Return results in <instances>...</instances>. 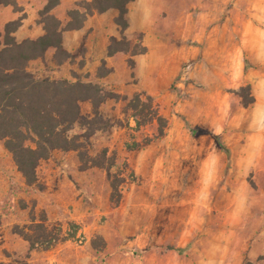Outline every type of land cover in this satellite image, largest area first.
Wrapping results in <instances>:
<instances>
[{
  "label": "rangeland",
  "instance_id": "rangeland-1",
  "mask_svg": "<svg viewBox=\"0 0 264 264\" xmlns=\"http://www.w3.org/2000/svg\"><path fill=\"white\" fill-rule=\"evenodd\" d=\"M21 1L19 37L43 28L42 0ZM80 1L52 11L62 26L71 9L83 11ZM118 14L94 12L65 31L71 58L51 49L29 65L119 97L100 107L109 127L84 140L105 167L82 170L78 152L57 150L29 185L0 139V264H264V0H134L124 34ZM112 37L147 50L109 56ZM136 93L152 96L167 119L163 136L156 121L136 127L128 106ZM81 114L93 117L91 101ZM80 132L77 124L70 134ZM43 215L62 240L29 252L13 228Z\"/></svg>",
  "mask_w": 264,
  "mask_h": 264
},
{
  "label": "trees",
  "instance_id": "trees-1",
  "mask_svg": "<svg viewBox=\"0 0 264 264\" xmlns=\"http://www.w3.org/2000/svg\"><path fill=\"white\" fill-rule=\"evenodd\" d=\"M133 1L82 0L77 5L83 8V11L80 8L71 9L68 12L67 24L62 26L61 20L52 13L62 0H46L39 20L45 33L37 38L19 40L14 35L21 26V19L5 25V36L3 40L0 39V139L12 154L27 184H38V167L57 150L78 152L82 170L93 166H106L105 162L89 155L84 140L97 130L109 127L100 107L108 99L118 98L119 95L105 90L98 83L83 81L80 78L71 80L66 77H41L31 71L29 65L34 60H44L49 49L56 50V57L62 56L64 60L71 58V53L64 48V32L81 29L94 12L117 10L119 14L116 23L124 34L129 27L128 6ZM9 5L13 6L15 11L20 10L18 0H0V6ZM146 50L142 42L132 46L125 37H112L108 55L130 52L132 56H137ZM110 72L111 69L100 75ZM242 90L239 95L243 105L248 106L253 101V98L249 97L250 88ZM84 101H91L93 104L91 119L82 118L81 103ZM128 106L133 111L132 116L137 128L156 121L159 125L158 135H164L168 121L155 106L152 96L136 93L129 100ZM77 124L84 132L71 135ZM225 151L230 160V151L227 148ZM103 154L104 158L108 159L105 151ZM107 170L111 176L110 167H107ZM112 186L113 199L119 202V183L112 181ZM71 228L74 229V234L77 226L72 224ZM13 232L29 242V252L51 249L62 240V228L49 225L46 215H43L40 221L32 219L30 224L23 227L16 225ZM102 244H105L103 240Z\"/></svg>",
  "mask_w": 264,
  "mask_h": 264
},
{
  "label": "crops",
  "instance_id": "crops-1",
  "mask_svg": "<svg viewBox=\"0 0 264 264\" xmlns=\"http://www.w3.org/2000/svg\"><path fill=\"white\" fill-rule=\"evenodd\" d=\"M18 1L20 3L22 2L21 0H18ZM45 5H46V0H42L41 6L38 8V10L43 9ZM28 6H31V5H28ZM18 16L19 15L17 14V11H15L13 6H11V5L0 6V27H5V25L7 23L14 21V20H17ZM23 27H24V25H23ZM37 30H39V31L36 32V30L31 29L25 35H22V37H19V35L16 32L14 33V35L19 40H22L24 38H37V37H39L45 33V31L42 27L38 28ZM49 50H51V49H49ZM48 51H47V54H48Z\"/></svg>",
  "mask_w": 264,
  "mask_h": 264
},
{
  "label": "bare ground",
  "instance_id": "bare-ground-1",
  "mask_svg": "<svg viewBox=\"0 0 264 264\" xmlns=\"http://www.w3.org/2000/svg\"><path fill=\"white\" fill-rule=\"evenodd\" d=\"M264 39V38H263ZM260 41H261V39H260ZM259 43H261V42H259ZM263 45H264V43H263Z\"/></svg>",
  "mask_w": 264,
  "mask_h": 264
}]
</instances>
